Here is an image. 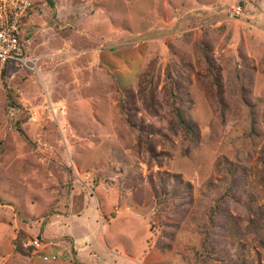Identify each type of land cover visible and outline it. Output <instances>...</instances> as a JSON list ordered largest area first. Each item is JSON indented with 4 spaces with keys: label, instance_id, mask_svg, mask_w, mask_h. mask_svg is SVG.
Instances as JSON below:
<instances>
[{
    "label": "rangeland",
    "instance_id": "rangeland-1",
    "mask_svg": "<svg viewBox=\"0 0 264 264\" xmlns=\"http://www.w3.org/2000/svg\"><path fill=\"white\" fill-rule=\"evenodd\" d=\"M31 1L39 75L0 64V264H264V0ZM166 66L198 137L142 114L149 157L118 91L152 69L161 101Z\"/></svg>",
    "mask_w": 264,
    "mask_h": 264
},
{
    "label": "trees",
    "instance_id": "trees-1",
    "mask_svg": "<svg viewBox=\"0 0 264 264\" xmlns=\"http://www.w3.org/2000/svg\"><path fill=\"white\" fill-rule=\"evenodd\" d=\"M50 6H53L52 0H45ZM30 16H28L29 18ZM26 18V22L28 20ZM21 44L23 39L21 38ZM206 73L205 77L200 79L208 98L215 101L216 93L221 92L219 80L214 73L211 60L205 57ZM7 65V64H5ZM9 65V64H8ZM29 73V72H28ZM152 69H146L140 77L137 92L134 90H119L118 110L127 126L138 135V146L143 148L146 155L155 157L154 146L162 140V137L169 136L154 127L149 126L140 118L142 114L158 117L161 109H165L168 115L167 130L170 133L182 132L190 139L198 137V128L189 120L179 106L180 82L175 80L170 74V68L166 66L165 83L160 90L162 100L157 99L158 81L155 79ZM217 87L219 88L217 90ZM18 133L27 140L23 130L17 125ZM262 161L264 163V149L262 152Z\"/></svg>",
    "mask_w": 264,
    "mask_h": 264
},
{
    "label": "built area",
    "instance_id": "built-area-1",
    "mask_svg": "<svg viewBox=\"0 0 264 264\" xmlns=\"http://www.w3.org/2000/svg\"><path fill=\"white\" fill-rule=\"evenodd\" d=\"M32 9L30 0H0V64L15 65L38 76L39 59L29 56L20 41ZM31 244L40 246L37 240Z\"/></svg>",
    "mask_w": 264,
    "mask_h": 264
},
{
    "label": "crops",
    "instance_id": "crops-1",
    "mask_svg": "<svg viewBox=\"0 0 264 264\" xmlns=\"http://www.w3.org/2000/svg\"><path fill=\"white\" fill-rule=\"evenodd\" d=\"M30 2H32L31 0H30ZM34 7V6H33ZM27 24V23H26ZM26 26V25H25ZM23 30H22V35H21V38L23 39ZM28 54V53H27ZM30 55V54H29Z\"/></svg>",
    "mask_w": 264,
    "mask_h": 264
}]
</instances>
